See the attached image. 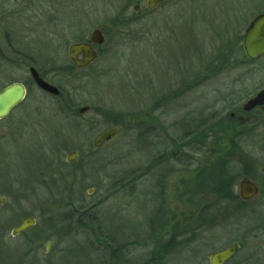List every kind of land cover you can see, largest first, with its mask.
<instances>
[{
  "label": "rangeland",
  "instance_id": "374dc122",
  "mask_svg": "<svg viewBox=\"0 0 264 264\" xmlns=\"http://www.w3.org/2000/svg\"><path fill=\"white\" fill-rule=\"evenodd\" d=\"M138 1L141 11L134 12ZM163 4L147 13L143 0H0V91L16 82L27 88L26 99L0 121V264H107L110 239L126 245L118 255L128 264H210L211 255L236 243L241 250L226 264H264V214L255 204L222 206L208 194L207 208L216 207L204 217L216 208L222 215L207 225L198 219L202 200L194 195L195 183L180 182L193 181L203 171L194 161L204 159L200 176L209 192L212 149L191 156L190 172L166 161L153 167L174 151L158 150L163 135L142 129L159 117L180 138L200 119L211 126L210 120H221L264 89V58L248 63L233 55L238 37L264 12V0ZM96 29L105 35L97 61L86 70L66 69L69 46ZM30 66L70 95L75 112L58 113V97L37 88ZM85 106L96 111L80 115ZM105 111L118 121L117 133L97 148L94 139L108 126L96 112ZM255 117L239 142L250 145L245 150L255 155L260 172L264 115ZM72 153L76 159L67 162ZM172 167L176 172L168 173ZM164 176L170 180L161 183L162 194ZM182 187L191 193L183 196ZM67 197L97 204L92 224L80 229L67 223ZM25 213L36 227L12 238ZM174 224L184 235L171 243ZM191 226L196 232L185 237ZM47 241L52 244L45 253Z\"/></svg>",
  "mask_w": 264,
  "mask_h": 264
},
{
  "label": "trees",
  "instance_id": "16d2710c",
  "mask_svg": "<svg viewBox=\"0 0 264 264\" xmlns=\"http://www.w3.org/2000/svg\"><path fill=\"white\" fill-rule=\"evenodd\" d=\"M145 12L148 13L150 11H145ZM242 38H243V35L238 37V43L236 44V51H234L233 55H237L240 59H244V61H246L248 63L252 62L246 58V56L243 52V47L241 44ZM66 69H68L70 71L73 70L70 67H67ZM41 75H43V74H41ZM61 88L62 87H60V89ZM72 101L73 100H71L70 95L64 93V91L61 89V94L58 97V102H57L58 103V105H57L58 113L61 115H65L68 113L66 111V109L69 110V113L75 112V108H74L75 105ZM230 110H231V112L228 113L225 117H222L221 120L219 119L218 121H216V118L210 120L212 123V125L210 124L211 126H207L206 120H201L200 121L201 123L198 125V127L196 129L189 130L190 133L186 132L188 134L185 133L186 135L180 136V138H175L174 143L175 144H179V143H197V144L209 143V144H216V145H220V144H225V145L226 144H232L233 145V144L238 143V141H239L238 139L240 138V136L243 135V132H244L243 130L245 128H248V125L243 127V126L239 125L237 121L231 119L230 114L232 112L239 111V109H237V107H230ZM95 111H96V109L92 108L91 112L94 113ZM108 113L109 112H106V111L104 113L96 112V115L100 116L101 118L107 119L106 125L108 127L116 126L118 124V121H113L110 117L111 115H109ZM71 115H73V114H71ZM74 120H75V118H74ZM109 120H111V121H109ZM126 120H127L126 118L123 119V122ZM136 120H137V118L135 119V121ZM156 120H157L156 117L155 118L153 117L152 124H154L156 122ZM136 124H137V121H136ZM152 124H150L148 122H144V127H143L144 132L151 130L153 128ZM220 124H221V126H220ZM74 127H77V126H75L73 124V129H74ZM199 128H202V129L200 130ZM176 149H178V148H176ZM211 151L215 157L208 160V165L212 166L210 168L213 170V171L212 170L210 171V168H209V170L207 172V175L210 179L209 182L207 181L208 182L207 185L210 186L208 193L209 194H214V193L218 194L219 196H218L217 202L220 200L219 202H223L224 205L229 204L231 202L236 203L240 207L242 205H245L244 202H242L238 197H235L234 190H233L234 184L236 183L238 178H241V176L238 173H234V174L230 173V171L227 168L230 161H231L230 160L231 158H235L232 162H236V163L238 162L239 158L236 155L238 153V151H235L232 149L229 150L226 146L221 147V148L217 147V148L212 149ZM176 159L179 160L178 157ZM206 164H207V161H206ZM211 164H213V165H211ZM205 169H206V167H205ZM199 174H201V173H199ZM62 180H64V179H62ZM27 195H28L27 192H25L22 195L23 200H26ZM65 205H66V208L69 210V214H68L69 218L66 219L68 221L67 223H70V224L72 223L74 226H76L77 228H80V229L86 228L87 226L92 224L91 212L94 211L93 208H95V206H97V204L90 205L86 201H83V200H79V201L75 202L71 197H67ZM208 207H210V205H208ZM226 208L227 207H224L223 209L225 210ZM221 213H222V211L218 214H213L208 218H205L202 215V216H199L198 219H199V221H201L207 225H213V222H215L216 219H219V217L222 215ZM74 217H76L77 222H75ZM186 222L187 223L189 222L188 218H186ZM92 229L95 232V236L98 235L97 229H95L94 227ZM171 234H173V236H172L173 240L171 241V243L175 240V237L179 238L180 236L184 235L182 229L180 228V224H174L173 225ZM99 235H100V232H99ZM99 235L97 238L100 240ZM186 235H185V237H186ZM105 244H106L107 248L110 249L109 257L111 258V260H110V258L107 256V262H106L107 264H128V261H125V262L121 261L120 262V258L118 255L120 252L123 251V249H125L126 245L119 244V243L113 241V239H110V242H105ZM154 254L155 253H152V255H151L152 257L150 256L151 259L153 257H155ZM108 258H109V260H108ZM139 264H141V263H139ZM142 264H152V263H142Z\"/></svg>",
  "mask_w": 264,
  "mask_h": 264
},
{
  "label": "flooded vegetation",
  "instance_id": "af4514ba",
  "mask_svg": "<svg viewBox=\"0 0 264 264\" xmlns=\"http://www.w3.org/2000/svg\"><path fill=\"white\" fill-rule=\"evenodd\" d=\"M157 1H158L157 7H159V6H163L164 5L163 3L166 2V1H168V0H157ZM20 2H22V1H20ZM140 3H141V1H138V3L134 5V6H138L139 7V9H138L137 12L141 11V7L142 6H141ZM143 9L145 11H151V10H149V9H147L145 7V0H143ZM133 10H134V7H133ZM134 12H136V11H134ZM96 30H100V29H96ZM100 31L102 33L103 42H104L105 35H104V33H103L102 30H100ZM79 43H89V44H91L92 47H93V49L97 53V59H98L99 52H100V48H101V46H102L103 43L101 45L93 44L91 42V38L90 39H86L84 41H80ZM79 43H77V44H79ZM77 59L79 61H83L84 60V53H81L80 55H78V58ZM97 59L95 60V62L97 61ZM68 60L69 61H68V66L67 67L72 68L73 69L72 71L86 70V69L90 68L95 63V62H93V63L89 64L85 68H79V67L76 66L75 62L69 58V55H68ZM30 67H32V66H30ZM40 76L48 82V80L46 78L47 76H44V75H41V74H40ZM52 97H55V96H52ZM237 109H239V111L232 112L230 114V117H231L232 120L237 121L238 124L241 125V126H243V127H245L247 125L249 126L248 128H245L243 131L253 130V128H252L253 124L252 125H250V124L253 122L254 119H255L254 122H257V119L258 118L255 117V113L264 115L263 114L264 113V106L257 107L254 110H252L251 112H245L243 110V107H237ZM156 119L157 120H156V122L154 124H152V127L156 129V131H157L156 133L158 135L159 134L160 135L162 134L163 137L165 138V141H163L162 143H157L156 144L158 150H161V151H169V152L170 151H174V153H171L169 155L168 154L167 155H165V154L162 155V157L165 156L166 159L164 158V160H158V162L157 161H154L153 167H155L156 165H158V167H159V165H161L163 167V166H165L163 164L166 161V162H169L170 164H171V162H173L174 165L176 163H179L180 165H183L182 166L183 169H184L183 172H186L188 170H189L188 172H190L191 169H192L191 168L192 167V164H191L192 162L190 160V158H191L192 155H194V157H197V158H199V157L202 158V157H204V156L207 155L208 149H214V148H217V147L221 148V147H224V146H226L229 150L232 149V150L238 151V153L236 154L237 157L239 158L238 162L236 163V162L230 161L229 164H231V165H228V167H230V170L229 169L228 170L230 171V173H233V174L236 173L235 172L236 169H238L237 171L239 172V168H240V172H239L240 174L239 175L241 176V178H238L237 179V181H236V183L234 184V187H233L235 197H238L242 202H244L240 198V195H239V183H240L241 180H247V181L251 182L252 184H254L258 188V193L256 194V196L252 200L247 201V202H244V204H248V203L249 204H252V205L255 204V207L253 209L254 210H257L259 213H263L264 214V168H262L261 171L259 172L257 170V166H256V164L258 165L259 162L257 160H254L255 159V155L253 153H247L246 152L247 150H245V149L248 148V147H250V145L241 143L239 141H238V143L233 144V145L232 144H226V145L225 144H220V145H216V144H208V143H204V144H197V143H179V144H175L174 143L175 137L172 136L168 132L167 126L161 121V119L159 117H156ZM201 120L202 119H200V121ZM200 121L198 122V124H196V126H195L194 129H196L198 127V125L201 123ZM141 126H143V125L141 124L137 128L139 133L141 132V130H140V127ZM108 128H111V127H108ZM199 129L201 130L202 128H199ZM187 132L190 133L188 129H187ZM188 133H186V134H188ZM186 134H184V135H186ZM176 148H178V149H176ZM209 154L214 155L211 151H210ZM169 156H171V158H169ZM179 156H180V158H178L179 160H177L176 158L179 157ZM183 157H184V159H183ZM169 159L172 160V161H170ZM203 160L204 159H198V160L194 161V163L197 164V163L200 162V165L198 166V168L200 170L203 169V171L205 172L206 169H205V165L203 164ZM250 162H252V166L249 167V169H248L247 166H246V164L248 165ZM232 164H235V165H232ZM245 169H247V171ZM179 171H181V170H179ZM169 172L171 173V172H176V171H174V168L172 167V168H170V170L168 171V173ZM202 172H200V173H202ZM160 179H161L160 180V184L161 183L164 184L165 182L167 183L170 180V178L168 177L167 178V181H165L164 180L165 179V176L164 177H161ZM183 180L184 179L182 178L181 181H180L183 185H185V183L186 184L195 183V189H194L195 192H194V195L196 197H199L202 200L201 206L199 207L200 208L199 209V214L201 216L202 215L204 216L206 213H208V211H209L210 208H212L210 210H213V208L216 207V206H213V207H210L208 209L207 208V203L204 200V199H207V196L209 194L208 191H207V187H206V177H201L200 174H198V175H196L195 179H193V181L192 180L191 181H188L189 179H187V178L185 179V181H183ZM161 186H162V192L161 193L164 194L165 193V190H166V186L165 185H162V184H161ZM182 188H181L182 190H181L180 193H183L184 192L183 193V196H185V194L186 195H189V193H191V191H187L185 193V187H182ZM213 196L215 197V199H218V196L219 195L214 193ZM218 203L223 206V202H219L218 201ZM221 209L222 208H220V209L219 208H216L215 209L216 210V213L215 214L220 213ZM253 209H251V210L253 211ZM22 217H23L22 220H20V222L17 223L13 227V229L16 228L18 225H20L24 220L29 219V218H32V219L35 220V225L32 227V229H34L36 227L37 221H36V219L33 216H31L30 214H26L25 213V214H23ZM179 221H181V220H179ZM191 228H192V226L189 227V228H187L185 231H187V230H189ZM29 230H31V228L28 229L27 231L23 232L20 235L12 236V234H11V236H12V238H17L19 236H22V235L26 234ZM195 230L196 229L193 226V228L190 230V232L187 233V236L186 237H188V235H190V234L192 235L194 232H196ZM198 230H200V229H198ZM12 231H11V233H12ZM48 243H49V247L52 244L50 241H47V243H46V245L44 247V252L45 253H47L49 251V248L46 251V248H47Z\"/></svg>",
  "mask_w": 264,
  "mask_h": 264
},
{
  "label": "water",
  "instance_id": "95a60500",
  "mask_svg": "<svg viewBox=\"0 0 264 264\" xmlns=\"http://www.w3.org/2000/svg\"><path fill=\"white\" fill-rule=\"evenodd\" d=\"M26 2L29 0H20ZM157 0H145V7L149 10H154L157 7ZM139 7L134 6V11H138ZM91 42L93 44L101 45L103 43V37L100 30H95L91 36ZM242 46L246 58L250 61H257L264 58V12L257 15L249 24L243 35ZM84 53V60L79 61L78 55ZM68 55L71 60H73L77 67L85 68L89 64L95 62L97 59V53L93 49L92 45L89 43H79L72 44L69 46ZM30 75L33 82L42 92L58 97L61 91L58 87L52 85L43 79L36 68L30 67ZM27 97V88L22 83H13L3 90L0 91V121L8 117L12 111L18 107ZM264 106V89L260 90L254 97L249 99L243 106L245 112H251L257 107ZM91 111L90 106H85L79 109L80 115H85ZM117 133L116 127H111L94 139V146L100 147L106 142L110 141ZM77 157V153L70 154L67 158V162H73ZM258 193V188L247 180H241L239 183V195L244 201L252 200ZM1 199L0 204L3 203ZM35 225V220L32 218L24 220L20 225L12 231V236H17L32 228ZM49 248V243L47 245L46 251ZM241 250L239 244H233L219 252L211 255L209 259L210 264H226L234 256H236Z\"/></svg>",
  "mask_w": 264,
  "mask_h": 264
}]
</instances>
